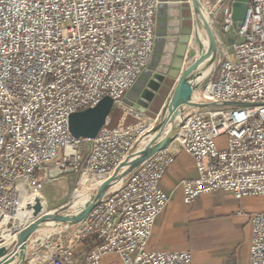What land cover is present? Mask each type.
Instances as JSON below:
<instances>
[{"label":"built area","instance_id":"built-area-1","mask_svg":"<svg viewBox=\"0 0 264 264\" xmlns=\"http://www.w3.org/2000/svg\"><path fill=\"white\" fill-rule=\"evenodd\" d=\"M232 2L217 0L207 11L221 17L223 35L234 27ZM160 5L0 0V221L20 210L24 196L43 192L50 169L72 170L77 186L84 177L102 183L136 148L144 128L158 122L160 115L149 119L123 100L151 64ZM219 46L201 98L212 105L190 110L178 139L129 173L67 233L65 244L36 264H100L107 256L121 264H191L189 252L148 247L170 201L159 185L179 150L197 173L177 185L185 205L215 191L235 200L264 199V0H249L233 43ZM105 98L136 123L75 139L70 116ZM249 222L248 264H264V212L249 215ZM88 237L94 245L76 263L74 246Z\"/></svg>","mask_w":264,"mask_h":264},{"label":"crops","instance_id":"crops-1","mask_svg":"<svg viewBox=\"0 0 264 264\" xmlns=\"http://www.w3.org/2000/svg\"><path fill=\"white\" fill-rule=\"evenodd\" d=\"M211 6L212 3L208 5V9L205 8L206 11H210ZM166 12L167 36L163 53L150 79L152 86L146 89L152 97L148 102L139 98L142 102L139 108L126 105L149 119H155L160 115L175 86L176 81L169 76V72L180 32L194 27L193 13L188 2L168 0ZM210 24L213 35L219 37L218 45L234 40L236 27H233L227 35L221 34L219 15L213 16ZM189 50L185 63L195 56L197 47H190ZM135 123L136 120L131 115L125 114L122 108L113 105L104 127L112 130L118 126ZM171 147L176 148V144ZM196 177L192 158L179 150L159 185L161 191L169 196L170 201L165 211L155 221L148 244L149 249L189 252L192 256L191 264H248L251 238L249 215L264 212V199L235 200L228 193L215 191L210 195L199 197L191 205H185L177 185L184 179ZM75 181L76 175L73 174V186ZM47 202L50 203L49 198ZM55 210L57 209L51 211ZM72 229V226L68 227L66 235L71 233ZM60 244L62 243L58 241L54 247ZM93 245L89 237L76 244L75 262L82 261ZM100 264L121 263L117 257L107 256Z\"/></svg>","mask_w":264,"mask_h":264},{"label":"water","instance_id":"water-1","mask_svg":"<svg viewBox=\"0 0 264 264\" xmlns=\"http://www.w3.org/2000/svg\"><path fill=\"white\" fill-rule=\"evenodd\" d=\"M181 1L190 4L193 13L194 27L180 32L171 63V71L169 72V76L176 81L169 99V106L172 104L174 111L178 115L177 124L170 129L165 138L153 146H150L139 153H135L134 148L126 159L115 168L112 175L97 187L95 194L79 212L74 214L69 212V209L75 201L73 199L59 209L41 214L34 219L28 226L17 233L12 242H9L0 248V260L19 250V262L20 264H23L26 259L25 245L29 241V238L39 230L49 229L51 227H61L59 234L64 236L68 227L81 223L93 208L101 204L110 195H107V193L113 186V183L121 177L131 173L156 153L166 149L175 140L177 131L185 119L186 103L190 98L191 93L197 91L203 81H198L197 79L214 63L217 55V42L209 24V19L211 20L213 18V14L210 12L207 13L203 8L204 6L201 3V0ZM248 2L249 0H233L231 5V17L234 27L238 28L243 21ZM167 3L168 0H161V5L157 12V40L151 64L142 73L141 77L135 82L133 87L126 93L123 100V103L130 107L139 108L142 103L139 98L148 102L152 97V94L146 89L151 88L152 86L150 79L160 63L163 47L166 41ZM197 33L202 34L206 39V48H204L203 44L199 41ZM193 40L197 47V53L192 58L191 63L185 67V60L188 53H190L189 48L191 47ZM232 43L233 40H228L227 45H231ZM209 75L206 78H208ZM112 107L113 102L110 99L105 98L96 107L71 115L69 118V131L71 135L75 139H93L99 130L104 127ZM68 174H73L72 170L61 171L50 169L47 173L50 180ZM26 208L37 210L38 205L28 204ZM11 227L12 224L8 223L7 228L11 229Z\"/></svg>","mask_w":264,"mask_h":264},{"label":"bare ground","instance_id":"bare-ground-1","mask_svg":"<svg viewBox=\"0 0 264 264\" xmlns=\"http://www.w3.org/2000/svg\"><path fill=\"white\" fill-rule=\"evenodd\" d=\"M210 22H211V20L209 19V24H210ZM210 26H211V24H210ZM197 37H198L199 41L203 44L204 48H206L207 42H206V39L203 37V35L200 34V33H197ZM215 39H216V37H215ZM214 66H215V62L207 70H205L197 80L198 81L204 80L211 73V71L213 70ZM208 89H209V86H208V81H207V83L205 85L204 93H203L202 96H206L207 95ZM199 94H200V92L198 90L191 93V96H190V98L188 99V101L186 103L185 119H184V121L182 122V124L180 125V127H179V129L177 131V135L175 137V140L178 139V137H179V135L181 133V130L184 128L185 123H186V117L189 114L190 110L197 109V108L203 107L205 105L206 106L212 105V104H208L205 101L201 102V100L198 102L197 97L199 98ZM193 98H196V100H195V101H197L196 105L193 104V102H194ZM166 105L164 107V110L166 108ZM164 116H165L164 117V123H163V126L160 128V130L157 131V132L155 131V133H152V134L150 133L149 136H147L145 139H143L141 142H139L137 144L135 150H134L135 153H139V152L147 149L148 147L153 146L154 144H156L159 141H161L163 138H165V136L168 134L170 129L173 128V126L175 124H177L178 115L174 111L173 107L169 108L164 113ZM152 142H154L153 145H152ZM112 173L109 175V177L112 175ZM128 175H126L124 177H121L115 183H113V186L111 187V189L109 190L107 195L116 192L122 186V184L124 183V181H125V179L127 178ZM108 178H106L105 181ZM80 183H81V187L80 188H81L82 192L89 191V190H93V192L86 193L85 195H83V197H80V196L75 197L76 200L74 201L72 207L69 209V212L71 214L79 212L85 206V204L89 201V199L95 194V191H96L97 187L102 184V183H100V184L95 185L93 183V180L90 177H84L80 181ZM43 203H44L43 200L41 198L37 197V196H32V197L24 196L23 197V199L21 201V205H20V210H18L17 213L12 216V218H9L8 216H6L5 218H3L0 221V229H1L0 230V242H2V243H0L1 244L0 247L5 246L9 242H12L15 239L17 233L19 231H21L22 229H24L26 226H28L38 216H40L41 214L48 213V211H45L43 209ZM28 204L29 205H38V209L37 210L27 209L26 206ZM15 222L19 223L18 224L19 227L16 229V232L13 233L11 229L7 228V224L11 223L12 225H14ZM39 231H37V232H39ZM55 231H56V229H55ZM29 252H31V263L40 261L38 255L36 253H33L34 252V247H33V244H31V238H29V241L25 245V256L26 257H27ZM19 256H20L19 250H17L14 253L6 256L4 259H1L0 260V264H20Z\"/></svg>","mask_w":264,"mask_h":264},{"label":"rangeland","instance_id":"rangeland-1","mask_svg":"<svg viewBox=\"0 0 264 264\" xmlns=\"http://www.w3.org/2000/svg\"><path fill=\"white\" fill-rule=\"evenodd\" d=\"M212 2H210L209 0H201V3L203 4L204 8L208 9V5L210 3H212V6L215 5V1L216 0H211ZM219 37H216V40L218 41ZM191 47L192 48H196V44L193 40V43H191ZM220 52H222V46H219L217 44V55H216V59H218V57L220 56ZM219 54V55H218ZM192 59H189L186 64L185 67L188 66L191 63ZM209 80V77L206 78L205 80L202 81V83L200 84L199 88L197 89L200 94H199V98L197 97L198 101L201 100V98H203V93H204V89H205V85L207 83V81ZM196 98H193V101H195ZM166 108L164 110L161 111L160 113V117L158 119V122L152 127V128H144V132L139 140V142H141L143 139H145L147 136L150 135V133H155V131H159L160 128L163 126L164 123V113L169 109L172 108L173 105L171 104L169 106V99L168 101L165 103ZM154 144V142H152V145ZM70 176L67 175H63L62 177H59L57 179H53V180H46L45 181V186H44V190L43 192L38 195L37 197L41 198L43 200V209L45 211H51L53 209H58L59 207H62L64 205H66L67 203L71 202L73 199L76 200L75 197H83V195H85L86 193H91L93 192V190H89V191H85L82 192L81 191V183L79 184V186L76 185L77 181H78V177L76 175V181L75 184L73 186V174H68ZM67 176V177H66ZM71 178H72V183H71ZM26 197H32L31 195H27ZM49 198L50 203L48 204L47 199ZM18 222H15V225H18ZM80 224V223H79ZM78 225V224H77ZM74 225V226H77ZM73 227V231L76 230V227ZM61 227H57L54 229V227H51L49 229H43L40 230L39 232L35 233L33 235V237H31V244H33L34 247V252L36 253L39 257V260H44L48 254L52 251L55 250L54 244H56L58 241L61 242L62 244H65L66 242V238L65 235H60V229ZM45 231V232H44ZM2 243V242H0ZM1 245V244H0ZM1 248V247H0ZM32 248V247H31ZM42 258V259H41ZM30 260V261H29ZM30 262V263H29ZM37 262L31 263V252L28 253L25 261L23 262V264H36Z\"/></svg>","mask_w":264,"mask_h":264}]
</instances>
